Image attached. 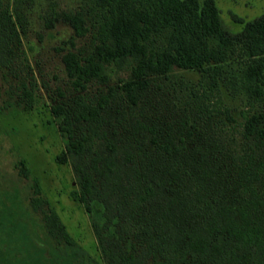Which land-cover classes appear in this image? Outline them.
I'll return each mask as SVG.
<instances>
[{
  "label": "trees",
  "instance_id": "16d2710c",
  "mask_svg": "<svg viewBox=\"0 0 264 264\" xmlns=\"http://www.w3.org/2000/svg\"><path fill=\"white\" fill-rule=\"evenodd\" d=\"M26 2L0 0V112L44 90L104 264H264V13L236 30L215 0H80L44 15L80 39L51 84ZM30 186L58 252L99 264Z\"/></svg>",
  "mask_w": 264,
  "mask_h": 264
},
{
  "label": "rangeland",
  "instance_id": "374dc122",
  "mask_svg": "<svg viewBox=\"0 0 264 264\" xmlns=\"http://www.w3.org/2000/svg\"><path fill=\"white\" fill-rule=\"evenodd\" d=\"M80 0H27L30 20L28 38L33 53L40 60L42 70L50 83H60L62 76L61 53L70 37L77 41L73 27L58 21L53 27L45 26L44 15L52 10L76 8ZM225 25L239 30L243 22L264 13V0H215ZM236 15L243 22L233 20ZM31 57V49L26 48ZM59 75L58 81L53 73ZM26 74L23 70L22 75ZM1 81V78H0ZM2 88H5L4 86ZM38 102L30 111L10 106L0 112V264H83L73 255L58 252L47 234L40 213L29 205L32 178H36L42 194L59 214L68 232L99 264H104L97 248L88 213L74 200V175L69 163H60L64 139L53 122L48 109V98L43 89L37 91ZM6 100L2 92L0 105ZM23 158L30 176L18 172L16 162ZM85 264V263H84Z\"/></svg>",
  "mask_w": 264,
  "mask_h": 264
}]
</instances>
